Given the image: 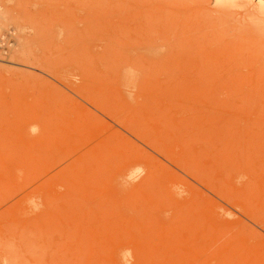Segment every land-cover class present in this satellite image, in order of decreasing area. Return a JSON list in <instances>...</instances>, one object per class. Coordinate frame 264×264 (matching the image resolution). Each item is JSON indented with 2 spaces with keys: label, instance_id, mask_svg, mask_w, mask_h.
I'll list each match as a JSON object with an SVG mask.
<instances>
[{
  "label": "rangeland",
  "instance_id": "obj_1",
  "mask_svg": "<svg viewBox=\"0 0 264 264\" xmlns=\"http://www.w3.org/2000/svg\"><path fill=\"white\" fill-rule=\"evenodd\" d=\"M88 1L0 0V264H264V5Z\"/></svg>",
  "mask_w": 264,
  "mask_h": 264
},
{
  "label": "bare ground",
  "instance_id": "obj_2",
  "mask_svg": "<svg viewBox=\"0 0 264 264\" xmlns=\"http://www.w3.org/2000/svg\"><path fill=\"white\" fill-rule=\"evenodd\" d=\"M82 1L83 2H81L80 6L89 10V5H90L89 1L88 0H82ZM256 1L258 2V4L264 5V0H256ZM213 15H214V13H213ZM232 53H233V51H232ZM247 69H248V67H247ZM249 72L246 71L247 79H245V82L241 84V89L233 88V85L230 83V80L226 81V77H225L224 73L222 74L220 71H215L214 73H211V74L205 76L202 80H199L201 82H200V86H198V87L194 86V83H192L193 78L189 77L190 79H187L188 84H189L188 85V93L191 96H194L195 93L202 94L203 99H204V103H206V105H208V108L210 111H228V105L227 104L229 101H232L233 99L235 100L236 108L238 110H240V111H257V110H255V106H256L257 102L255 100H253V94H254L255 87L250 84V81L248 79V73ZM190 75H192V74H190ZM250 85H251V87H250ZM204 108H205V106H204ZM194 120H195V117L192 116L190 119V122L193 125V127H194ZM240 124H242L240 126L241 134H237L235 140L240 144H242V143L244 144L245 141H247L249 143V145L253 144V142H255V139H256V136L254 134V126H252V125L245 126L242 123V120H241ZM207 127H204V131L206 130L205 128H207ZM196 130L197 129H192L190 127V130H189L190 135L195 136V137L198 136L200 138L201 133L196 131ZM211 132H214V129H212V130L210 129L209 133H211ZM212 136L216 140H221V139H224L226 141L229 140V135L228 136L224 135V136L220 137V136L213 133ZM209 139H212V138L210 137Z\"/></svg>",
  "mask_w": 264,
  "mask_h": 264
}]
</instances>
